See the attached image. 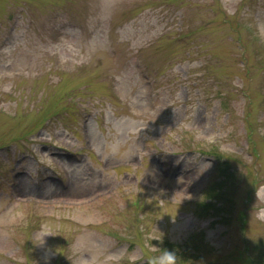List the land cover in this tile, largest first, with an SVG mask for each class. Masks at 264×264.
<instances>
[{"label":"rangeland","instance_id":"1","mask_svg":"<svg viewBox=\"0 0 264 264\" xmlns=\"http://www.w3.org/2000/svg\"><path fill=\"white\" fill-rule=\"evenodd\" d=\"M189 240L264 248V0H0V264Z\"/></svg>","mask_w":264,"mask_h":264},{"label":"trees","instance_id":"2","mask_svg":"<svg viewBox=\"0 0 264 264\" xmlns=\"http://www.w3.org/2000/svg\"><path fill=\"white\" fill-rule=\"evenodd\" d=\"M215 191L216 190L213 189V188H210L207 191V195H208L207 197L209 198V200H211L212 198H215L216 200L212 204L209 202V200L207 201L209 203L203 202V204L200 207V211L202 213H206L207 211L209 212V206H210L211 210L214 211L213 214H212V216L213 217H220L219 213L217 212L218 209H219V207L216 206V203L219 201L217 198H219L220 196ZM221 217H222V215H221ZM192 241L189 240V241H186V242L182 243L181 245L177 246V247H180V248H178L177 250H175L176 254L177 255H180V256H187V257L188 256H192V257L195 258V256H197L199 254V252L196 251V250H191L189 247L187 248V246H189ZM169 246L172 247L171 244ZM179 251H181V253H178ZM254 251L256 252L255 254H257V255H256V258L252 259V261H251V258H250L251 264H264V248L262 250L261 249L260 250H257V249L254 248ZM208 264H210V263H208Z\"/></svg>","mask_w":264,"mask_h":264},{"label":"clouds","instance_id":"3","mask_svg":"<svg viewBox=\"0 0 264 264\" xmlns=\"http://www.w3.org/2000/svg\"><path fill=\"white\" fill-rule=\"evenodd\" d=\"M149 264H178V256L175 251L163 248L159 254L150 258Z\"/></svg>","mask_w":264,"mask_h":264}]
</instances>
